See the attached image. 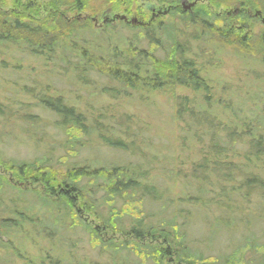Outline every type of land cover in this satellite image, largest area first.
I'll return each instance as SVG.
<instances>
[{"label": "trees", "instance_id": "16d2710c", "mask_svg": "<svg viewBox=\"0 0 264 264\" xmlns=\"http://www.w3.org/2000/svg\"><path fill=\"white\" fill-rule=\"evenodd\" d=\"M149 1L152 0H51V11L45 18L37 19L26 13L33 4L25 7L20 0H14V7L9 8L8 0H0V68L18 74L8 82L13 86L10 98L13 104L0 102V121L12 119L16 125H25L21 132L18 129L22 126H6L5 132L0 131V144L11 130L8 133L14 135L17 144L30 140L36 151L33 159L21 160L6 157L0 149V167L4 171L0 174V250L6 253L5 257L0 255V264H15L14 254L27 264H264L263 177L247 178L242 185H236L242 175L243 178L249 175L248 171L238 168L237 162L228 158L223 161L227 157L226 146L240 143L241 137L239 132L219 129L213 106L220 102L212 103L219 94L212 89L204 66L210 70L221 67L219 55L227 46L235 45L234 52L240 55L239 46L252 38L245 22L248 14L221 16L206 6H194L190 12L180 13L182 0H156L170 7L171 23L131 24L121 20L118 25L137 32L131 38L118 34L112 39L104 28L96 29L91 23L94 17L132 14L136 4ZM209 2L214 7H236L237 11L251 7L264 17V0ZM139 8L137 11L142 13ZM79 14L88 16L81 20ZM108 27L112 25L108 23ZM87 30L104 37L97 38L95 49L86 47L81 39ZM68 38L77 41L66 42ZM260 40L258 53L264 59V35ZM203 53L211 57L207 62ZM28 59H37L41 64L34 76L24 68L23 62ZM64 70L70 72L65 78L69 86L81 83L87 92L85 111L54 88L53 79H63ZM96 75L105 80L103 89L94 80ZM21 79L26 84L21 85ZM178 87H190L205 99L202 103L191 100L184 103L182 97L179 99L177 117H191L187 137L214 140L205 148L202 163L192 164L191 172L182 170L184 180H195L198 185L184 183L186 193L179 197L171 195L166 188L161 189L150 170L155 166L156 156L146 164L129 165L92 161L87 164L79 159L88 145L100 143L128 149L121 139L105 134L116 133V129L121 130L119 135L125 134L128 130L124 129L126 124L123 126L122 120L127 118L113 115L109 121L101 110L90 119V102L107 92L116 98L131 90L152 93L170 90L173 95ZM19 91L34 103H22ZM16 107H21L24 114L14 117L12 109ZM32 109L48 113L49 118ZM260 112L264 113V104ZM259 121L264 125V115ZM49 126L59 132L61 140L48 133ZM223 133L227 135L224 139ZM263 134L259 132L260 136ZM190 141H186L187 149L192 148ZM132 153L143 155L136 147ZM180 171L170 170L167 175L177 183L182 178ZM255 202L253 211L258 209V215L252 219L244 213ZM183 203L202 210L216 208L222 213L208 217L209 235L212 234L205 238L208 247L200 249L188 240L185 230L198 216L183 208ZM86 214L100 224L90 222ZM258 225L263 227L261 231ZM225 235L231 238L230 243L225 241L221 247ZM28 238L33 240L37 257L27 250ZM84 243L97 251L98 258L82 256Z\"/></svg>", "mask_w": 264, "mask_h": 264}, {"label": "rangeland", "instance_id": "374dc122", "mask_svg": "<svg viewBox=\"0 0 264 264\" xmlns=\"http://www.w3.org/2000/svg\"><path fill=\"white\" fill-rule=\"evenodd\" d=\"M13 1L14 0H8L7 4H9V8L14 7L12 5ZM20 2L25 4V7L29 5L28 3L33 4L31 11H26V13L31 14L37 19L45 18L49 11H51V0H20ZM184 2L186 3L187 7L183 6ZM194 6H206L212 12H215L221 16H231L232 14H237L240 12H245L248 14V20L246 19L245 22L249 27L248 30L252 32V38L248 41V43H245V45L239 46L240 55L234 52L235 45L227 46L219 55L222 63L221 67L210 70L205 64L204 66L206 68L205 71H208V79L211 86L213 87L212 89L217 94H219L212 102L214 105L220 102L218 106H213L216 108L215 119L217 120V123H220L219 129L222 131L224 130V132H239L241 137L239 139V141H241L240 143H236L235 145H232V147L226 146L227 157L224 158L223 161L226 162L228 158L232 162H237L235 164H237L238 168H246L248 171L249 175L243 178V175L241 174L242 178L236 181V185H242V183H245L247 178L261 179L263 177L261 180L264 181V134L261 136L259 135V132H264V125H262V121H259L260 117L264 115V113L261 114L260 112V107L264 104V59L263 56L258 53V46L261 44L260 38L264 35V23H262L260 17L256 15V11H258L257 9L247 7L237 11L236 7L231 9H226L225 7H214L209 2V0H182L179 4V12L182 13V10L188 12L191 7ZM138 8L142 13L137 11ZM169 8L170 7L166 4H159L156 0H152L149 2H140L139 4H136L132 14L126 15L119 13L118 15H124L129 20L136 18L140 23L144 24L160 21L168 24V22H170L168 21L170 17L169 13L163 12L166 10L170 11ZM176 10H178V8ZM68 16L73 18L75 17V14H68ZM87 16L88 15L85 14H79L81 20H85L84 18ZM114 16L113 14H108L105 15L104 18L94 17L92 18L91 23L95 25L96 29L104 28V32L110 34L112 39L116 38L118 34L122 35L124 38H131L135 36L134 34L137 33L135 30L118 25L123 19H113L110 21ZM174 20L178 21L179 18H175ZM108 23H110L112 27L106 28ZM115 25L116 27H114ZM82 35L83 36H81V39H84L86 42V47L88 46L92 49L97 48L98 39L104 38L103 36L100 37V34H96V32H92L90 30H87L86 32L83 31ZM104 35L106 36V34ZM62 39H64V37ZM116 40L117 39H115V41ZM72 41L76 42L77 38H68L66 42ZM115 46L116 45H114V47ZM148 46L149 45H147V47ZM121 47H123V45L120 43V48ZM203 56L205 57L204 62L205 60L207 62V59L211 58L208 56V53H203ZM2 57L4 59L7 58L8 61L11 60L10 57ZM200 61L203 63V60ZM23 64L26 71L32 72L33 76L39 71L38 69L41 66L37 59L32 61H29L28 59L27 61L23 62ZM61 74H64L63 79H53L52 84L54 85V88L58 91L64 92L69 102L79 108H83L85 111L87 107L84 103H86L88 100L85 99V97H87V92L81 88V83H74L69 86L67 79H65L68 77L66 75L70 74L69 71L64 70L61 72ZM17 76L18 74L13 71L2 70L0 68V102L5 103V105L9 106L13 104V101L10 99L12 97L11 90L13 86L11 85L12 83L8 82H12ZM93 78H95L94 80L96 81L98 80V87L100 89H103L106 86L105 80L99 79L97 75ZM23 84H26V82L21 79V85ZM96 90L98 91V89L92 88V91ZM20 92L21 91L18 93L22 103H34V101L27 94ZM169 92L170 90H154L153 93L142 90H131L119 98H116L113 96V94L107 92L96 101L90 102V119L96 117L101 110H103V112L108 115L109 121L113 115L117 116V118H127L126 120H122V125L124 126L126 124L124 129L128 130L127 132L122 131L125 134L119 135L121 133L120 129H116V133L106 132L105 134L108 135V137L115 136L114 139H121L127 144L128 149L108 147L100 143L95 144V146L88 145L82 149L81 158L79 159L84 161V163L87 162V164L88 161H92L95 163L102 162L108 165L116 163L119 165H129L131 162H143L146 164V162L150 159H154L153 156H156L158 159H156V163H154L155 166L150 170L153 173L152 176L154 177V180L157 181V185L160 186L161 189L166 188L168 192L171 193V195L179 197V195H184L186 193L184 183H190L192 186L193 184L198 185L195 180H192L191 182L184 180L182 176V170L191 172L193 170L192 164L198 166L200 163H202V161H204L205 148L211 145L214 140H194L195 137H187L188 134L186 133H188V130H190L188 123L191 121V117L188 115L182 116L181 114L180 117H177V112L179 111L180 107L177 105L179 104V99L181 97L184 103L189 100L202 103L204 96L202 93L196 94L190 87H178L173 95ZM12 110L14 112V117H19V114H24L22 112L24 110H22L21 107H16ZM32 110L41 117L49 118L48 113H40V111H38L39 109ZM27 111L33 112L30 110ZM6 117H8V114ZM12 121L13 120L10 119V121L6 122L5 119H2L0 121V131L5 132L6 126L15 128L23 125L22 123L16 125ZM128 126L132 127L129 128ZM24 127L25 125L19 128L18 131ZM49 127L48 133L51 136H54L55 134L58 140H61L59 132L52 129V126ZM8 132H11V130H8ZM8 132H6L8 135L3 139V143L0 144V149L4 151L6 157H18L21 160L33 159L36 153L33 142L28 140L25 141L26 143L19 145L16 143L14 135L11 136V134ZM38 132L40 131L38 130ZM192 133L193 132H191V134ZM222 137L224 139L227 137V135L223 133L221 138ZM186 141L191 142V149L186 148L188 143H186ZM135 147L143 155L139 157L137 154L134 155L132 152L134 151ZM150 151H153V154ZM159 157H161V159H159ZM170 170H175L176 172L181 170L180 175L182 178L180 181H177V183L173 182V180L167 175V171L169 172ZM3 173L4 171L0 167V174ZM13 179L15 180V178ZM231 182L235 181L232 179ZM37 188L40 189L39 186ZM194 195L196 196L198 194L194 192ZM210 195L211 194L208 193L207 196L210 197ZM254 201L257 202L258 197H255ZM256 202L250 204V209L244 213L246 216L252 217V219L254 216L258 215V209L255 212L253 211L256 209ZM182 207L190 210L193 213H196L198 216L195 222L191 225H188L186 228L187 230H185L188 235V240L194 242L199 246L200 249H204L206 246L208 247L206 241L207 239L205 238H209L212 235H209L210 231L207 225L208 217H210V215L213 217L220 216L222 213L220 210H217L216 208L212 209L211 207L206 208L207 210L195 208L191 206L190 203H183ZM85 216L95 225L100 224V221L91 215L86 214ZM254 222L256 223V220ZM255 228L256 227H253L254 231L256 230ZM257 228H259L260 231L263 229V227H259V225ZM110 237L112 238V236ZM230 239L231 238H229V235H225L221 239V247L223 244L225 246V241L227 244L230 243ZM26 241H28L27 247L29 248L27 250H30V253L36 255L37 257L38 254L36 253L37 251L35 247H33V240L28 238ZM82 246L84 247L81 249V253H86H82V256L89 257L91 260L98 258L96 250L91 249L86 243H84ZM11 252H13V250ZM0 253V255L6 256L5 251L0 250ZM13 257L15 264H27L19 257L15 256V254ZM103 260H107L106 257H103Z\"/></svg>", "mask_w": 264, "mask_h": 264}, {"label": "water", "instance_id": "95a60500", "mask_svg": "<svg viewBox=\"0 0 264 264\" xmlns=\"http://www.w3.org/2000/svg\"><path fill=\"white\" fill-rule=\"evenodd\" d=\"M183 6H185V7H187V5H186V3L184 2L183 3ZM191 6V5H190ZM189 6V7H190ZM166 12H168V10H166V11H164L163 13H166ZM159 13H161V12H159ZM256 15H258L260 18H261V21H262V23H264V17H263V15H262V13L258 10V11H256ZM114 19H123V20H125L126 22H130V23H133V24H139L140 22H139V20H137L136 18H133V19H128L126 16H124V15H115L114 16Z\"/></svg>", "mask_w": 264, "mask_h": 264}]
</instances>
